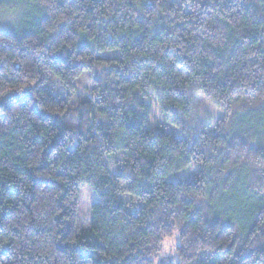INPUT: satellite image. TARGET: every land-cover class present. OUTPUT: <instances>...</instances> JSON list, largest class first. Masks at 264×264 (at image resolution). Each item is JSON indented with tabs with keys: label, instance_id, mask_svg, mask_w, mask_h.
<instances>
[{
	"label": "trees",
	"instance_id": "16d2710c",
	"mask_svg": "<svg viewBox=\"0 0 264 264\" xmlns=\"http://www.w3.org/2000/svg\"><path fill=\"white\" fill-rule=\"evenodd\" d=\"M31 9L0 30V264H264V0Z\"/></svg>",
	"mask_w": 264,
	"mask_h": 264
},
{
	"label": "rangeland",
	"instance_id": "374dc122",
	"mask_svg": "<svg viewBox=\"0 0 264 264\" xmlns=\"http://www.w3.org/2000/svg\"><path fill=\"white\" fill-rule=\"evenodd\" d=\"M26 1L30 2L32 0H0L3 10H0V30L3 31H17L24 23H27L31 19L26 15L27 13H32V19H35L34 10L31 9L25 12ZM34 8V7H30ZM24 16H27L24 18ZM26 20V21H25ZM24 22V23H23ZM94 80L91 75L87 74L83 76L81 80V86L93 84ZM58 88H60L58 86ZM218 108L212 104L210 101L203 99L201 96L196 98L194 103V112L192 118L187 121L189 129H198L202 123L211 122L218 114ZM159 114H156V121H159ZM161 121V119H160ZM159 121V122H160ZM155 122V121H154ZM165 128L169 131L176 133L177 135H183L185 132L181 126H171L169 124L165 125ZM95 192L87 186H83L80 193V216L86 217L91 206V203L95 200ZM177 240L175 238H167L163 241V251L162 255H169L172 253L175 243Z\"/></svg>",
	"mask_w": 264,
	"mask_h": 264
}]
</instances>
